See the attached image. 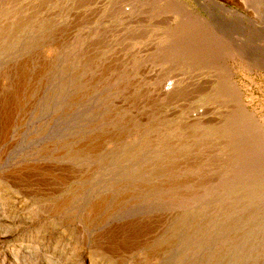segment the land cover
<instances>
[{"label":"rangeland","instance_id":"obj_1","mask_svg":"<svg viewBox=\"0 0 264 264\" xmlns=\"http://www.w3.org/2000/svg\"><path fill=\"white\" fill-rule=\"evenodd\" d=\"M0 189L61 264H264V0H0Z\"/></svg>","mask_w":264,"mask_h":264},{"label":"bare ground","instance_id":"obj_2","mask_svg":"<svg viewBox=\"0 0 264 264\" xmlns=\"http://www.w3.org/2000/svg\"><path fill=\"white\" fill-rule=\"evenodd\" d=\"M209 1L212 2V0ZM7 177L13 180L18 179L14 173H9ZM19 202L9 199L6 195L3 196L2 189H0V264H61L63 255L65 257L64 250L67 247L61 242L58 243L54 235H47L44 232L32 235L30 232L19 229V222L23 217L18 219L19 222L14 219L18 206L23 204ZM38 225L29 228L33 231ZM2 251H7V254ZM88 257H84L80 264H94Z\"/></svg>","mask_w":264,"mask_h":264},{"label":"water","instance_id":"obj_3","mask_svg":"<svg viewBox=\"0 0 264 264\" xmlns=\"http://www.w3.org/2000/svg\"><path fill=\"white\" fill-rule=\"evenodd\" d=\"M214 3V2H213ZM216 4V3H215ZM219 7H221L223 10L229 11L226 7H224L223 5L217 4Z\"/></svg>","mask_w":264,"mask_h":264}]
</instances>
